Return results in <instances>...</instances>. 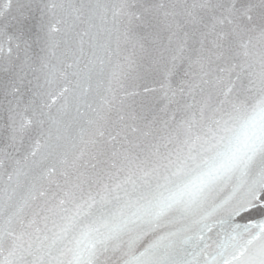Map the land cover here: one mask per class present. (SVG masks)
<instances>
[{
    "label": "snow or ice",
    "instance_id": "1",
    "mask_svg": "<svg viewBox=\"0 0 264 264\" xmlns=\"http://www.w3.org/2000/svg\"><path fill=\"white\" fill-rule=\"evenodd\" d=\"M0 264H264V0H0Z\"/></svg>",
    "mask_w": 264,
    "mask_h": 264
}]
</instances>
